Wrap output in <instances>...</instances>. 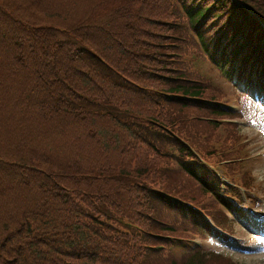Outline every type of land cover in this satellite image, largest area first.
<instances>
[{
  "label": "trees",
  "instance_id": "16d2710c",
  "mask_svg": "<svg viewBox=\"0 0 264 264\" xmlns=\"http://www.w3.org/2000/svg\"><path fill=\"white\" fill-rule=\"evenodd\" d=\"M260 18L264 0H0V264L205 262L207 252L176 256V240L145 232L190 237L187 225L148 215L165 220L169 194L217 195L188 168L189 145L167 132L155 143L164 132L150 126L186 132L197 150L234 130L189 119L210 113L189 102H159V92L215 97L165 82L162 45L190 30L216 62L264 81ZM161 161L181 169L157 171Z\"/></svg>",
  "mask_w": 264,
  "mask_h": 264
},
{
  "label": "rangeland",
  "instance_id": "374dc122",
  "mask_svg": "<svg viewBox=\"0 0 264 264\" xmlns=\"http://www.w3.org/2000/svg\"><path fill=\"white\" fill-rule=\"evenodd\" d=\"M8 49H10V46ZM50 56L54 58L53 53H50ZM198 63H200V61ZM208 73L213 74L211 71ZM74 78L78 81L80 76H74ZM239 90H243L241 86ZM235 102H237L239 105L242 104V107L244 108V116L248 121V124L241 128H237L238 130H234V132L224 129L221 131L222 138L225 135L228 137H233L228 138L227 140L232 143V141H234L239 136V134H244L245 136L250 137L252 145H256L257 149L258 146L264 147V95L259 94L258 99H246L241 96L240 99ZM242 122L244 124L246 123L244 120H242ZM228 132H232L230 134L231 136L228 135ZM233 146L230 148L232 149ZM245 166L246 168H249V171H251L252 175L255 177L254 180L260 181L262 183V195L264 196V158L255 165L248 161ZM237 171L239 173L244 172V169H240L238 167ZM33 192L37 196L39 195L38 189L33 188ZM194 200L203 201L205 204L206 202L209 203V197L205 194ZM214 213L216 220L218 222L220 221L223 227L232 232L234 236L231 239L230 236H228L227 239L217 237L210 240V243H208V241H204V243L206 242L207 244L204 246V248L210 246L211 249H218V252L220 253H207L204 255L205 262L202 261L201 264H264V238H258V236L253 231L254 228L264 225V223L255 222L253 219H251V223L249 221L244 222L242 217L239 216L237 212H235L234 219L227 218V220L225 215L222 216L223 214L219 213L217 210H214ZM178 229L182 230L180 228ZM189 231L190 232L187 233L189 236H195L199 233L196 230L193 232H191V230ZM195 241L196 242L194 244H202L199 239H195ZM216 246L219 248H216ZM198 254L201 253H197L196 255ZM188 258L189 257H187V259ZM176 260L178 262L175 264H187V262H189V260H187V262L180 261L181 259Z\"/></svg>",
  "mask_w": 264,
  "mask_h": 264
}]
</instances>
